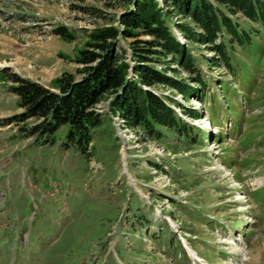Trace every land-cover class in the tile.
<instances>
[{
  "label": "rangeland",
  "instance_id": "1",
  "mask_svg": "<svg viewBox=\"0 0 264 264\" xmlns=\"http://www.w3.org/2000/svg\"><path fill=\"white\" fill-rule=\"evenodd\" d=\"M124 9L116 0H0V264H197L180 236L207 264H264V186L251 194L252 179L264 180V30L241 12L231 18L251 40L225 46L232 70L211 67L207 83L220 76V89L203 98L208 119L228 120L233 140L199 128L188 140L163 127L156 138L109 113L106 97L84 152L66 125L29 135L19 126L34 118L4 124L21 111L10 73L52 90L61 75L78 77L87 34L117 25ZM58 26L72 37L55 34ZM189 48L195 63L209 54ZM166 59L156 66L177 68ZM232 75L236 87L226 82ZM152 91L189 105L174 89Z\"/></svg>",
  "mask_w": 264,
  "mask_h": 264
},
{
  "label": "trees",
  "instance_id": "2",
  "mask_svg": "<svg viewBox=\"0 0 264 264\" xmlns=\"http://www.w3.org/2000/svg\"><path fill=\"white\" fill-rule=\"evenodd\" d=\"M116 1L123 3L125 9L116 18L117 25L95 27L87 34L88 40L76 58L80 64L78 77L63 74L54 81L52 90L15 73L8 75L13 83L10 91L18 97L21 111L3 119L6 124L23 125L25 120L34 118L36 122L29 127L19 126L29 135L48 134L66 125V139L84 152L91 130L100 123L101 113L96 106L106 97L109 113L120 116L134 130L156 138L161 135L157 130L160 127L177 135H190L191 127L164 101L180 104L171 96L155 94L152 88L160 85L174 89L183 98L203 90L205 82L190 54L191 45L218 52L231 69L226 48L251 39L250 31L239 30L231 18L236 12L264 30V0H162V4L156 0ZM173 30L183 42L176 39ZM221 30L226 41L215 42L216 33ZM53 32L63 39L72 37L62 26ZM119 39L125 41V47L117 53ZM226 43L229 47H225ZM167 57L177 68L156 66L155 63L168 61ZM199 58L212 63L202 53ZM167 69L180 76L169 74Z\"/></svg>",
  "mask_w": 264,
  "mask_h": 264
},
{
  "label": "bare ground",
  "instance_id": "3",
  "mask_svg": "<svg viewBox=\"0 0 264 264\" xmlns=\"http://www.w3.org/2000/svg\"><path fill=\"white\" fill-rule=\"evenodd\" d=\"M0 66H3V64H0ZM198 121V120H197ZM196 121V122H197ZM199 121H202V120H199ZM261 178H263L264 179V177L263 176H260ZM130 181V180H129ZM263 182H264V180H263ZM259 184H261L262 182H258ZM234 243V242H233ZM188 248V247H187ZM188 251L190 252L191 251V249L190 248H188Z\"/></svg>",
  "mask_w": 264,
  "mask_h": 264
}]
</instances>
